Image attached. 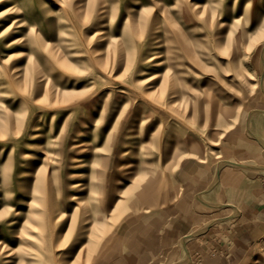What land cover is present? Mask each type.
<instances>
[{
    "label": "rangeland",
    "instance_id": "374dc122",
    "mask_svg": "<svg viewBox=\"0 0 264 264\" xmlns=\"http://www.w3.org/2000/svg\"><path fill=\"white\" fill-rule=\"evenodd\" d=\"M172 2L0 0V264H264V0Z\"/></svg>",
    "mask_w": 264,
    "mask_h": 264
},
{
    "label": "crops",
    "instance_id": "0c3cea01",
    "mask_svg": "<svg viewBox=\"0 0 264 264\" xmlns=\"http://www.w3.org/2000/svg\"><path fill=\"white\" fill-rule=\"evenodd\" d=\"M246 181L244 175L235 183L233 182L223 192V201L239 211V221L248 224L249 230H236L233 232V240L239 245L246 244L252 239L253 233L260 231L264 225V210L261 208V195L253 184H243ZM254 220H257L255 223ZM258 233V232H257Z\"/></svg>",
    "mask_w": 264,
    "mask_h": 264
},
{
    "label": "bare ground",
    "instance_id": "6f19581e",
    "mask_svg": "<svg viewBox=\"0 0 264 264\" xmlns=\"http://www.w3.org/2000/svg\"><path fill=\"white\" fill-rule=\"evenodd\" d=\"M54 1V0H53ZM85 1V4H84V6H81V8L82 9H85V11H86V13L88 14V12H89V10H90V2H91V0H83V2ZM177 0H173V2L172 3H174V2H176ZM172 21H173V23H174V25H175V27H176V29H178V27L176 26V20L173 18L172 19ZM179 30H180V28H179ZM175 42H178V40H176L175 38L173 39L172 38V43H173V59L175 60V63H173V68H175V74L176 75H178V71L179 70H177L178 69V67H180L181 65H182V61H180V59H181V55L179 54V52L178 51H176V49L178 50V45H174V43ZM260 51L261 52H263L264 51V47H263V45L261 46V48H260ZM112 56V55H111ZM110 56V57H111ZM111 59V58H110ZM4 64H5V62H3ZM13 68H15L14 66H10V68H9V71H10V69H11V72L12 73H15V74H18V73H20V72H23V68L21 67V69H18V70H16V71H13L12 69ZM179 73H180V71H179ZM263 83H264V79H263V77L261 78V88H262V91L264 92V89H263ZM192 91V90H191ZM176 93L178 94V92L176 91V89H171L170 90V92H169V94L170 95H172V97H171V101H176V100H180L181 99V96H175L176 95ZM257 115H256V112H251L250 114H249V119L253 122L252 124H250L249 125V129H248V131L251 133V135L256 139V140H258V143H260V145L262 146V147H264L263 146V143H264V119H261V120H259V119H257L258 117H256ZM85 150V149H84ZM244 169H247V168H244ZM248 170V169H247ZM262 171V170H261ZM264 172V171H263ZM212 187H214V184H210L209 186H208V188H206L204 191H202V193H203V195H202V197H200V201H202V202H206V201H204L202 198H205V196H207V194L208 193H211V192H213V190H212ZM208 203L206 202V205H207ZM219 203H217V204H215V205H212V207H216V205H218ZM209 224V223H208ZM202 232V231H201Z\"/></svg>",
    "mask_w": 264,
    "mask_h": 264
}]
</instances>
